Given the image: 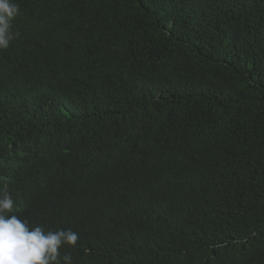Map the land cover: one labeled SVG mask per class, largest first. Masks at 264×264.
<instances>
[{"label": "trees", "instance_id": "16d2710c", "mask_svg": "<svg viewBox=\"0 0 264 264\" xmlns=\"http://www.w3.org/2000/svg\"><path fill=\"white\" fill-rule=\"evenodd\" d=\"M0 189L72 264H264V0H13Z\"/></svg>", "mask_w": 264, "mask_h": 264}, {"label": "clouds", "instance_id": "9594fccd", "mask_svg": "<svg viewBox=\"0 0 264 264\" xmlns=\"http://www.w3.org/2000/svg\"><path fill=\"white\" fill-rule=\"evenodd\" d=\"M19 13L13 0H0V50L7 49L15 38L12 23ZM14 206L11 194L0 189V264H72V257L61 255V248L75 246L78 234L70 229L30 227L26 220L11 214Z\"/></svg>", "mask_w": 264, "mask_h": 264}]
</instances>
